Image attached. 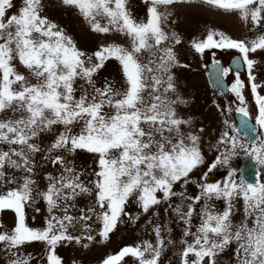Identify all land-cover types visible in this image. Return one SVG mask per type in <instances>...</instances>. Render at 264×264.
I'll use <instances>...</instances> for the list:
<instances>
[{
	"label": "snow or ice",
	"instance_id": "6c2138e0",
	"mask_svg": "<svg viewBox=\"0 0 264 264\" xmlns=\"http://www.w3.org/2000/svg\"><path fill=\"white\" fill-rule=\"evenodd\" d=\"M145 2L150 3L148 19L138 22L130 13L127 0H63L65 5L77 8L94 32L109 33L115 30L132 39L130 50L118 45L102 47L94 53L99 63L88 66L86 54L76 47L71 37L41 15L42 0H23V6L11 15L9 12L15 6L14 0H0V113L8 109L24 113L16 119L0 120V144L9 146L6 151L0 150V180L5 177L3 170L6 167L32 173L30 154L40 152L39 146L33 142L34 138L53 125H64L65 131L59 134L52 149H67L69 152L80 149L99 154L100 170L95 173L97 179L94 184L97 203L105 209L100 232L105 240L116 228L120 217L127 215L125 205L133 194H137L138 202L147 212L161 202L158 192L163 194L164 199L177 195L173 191V184L181 180L187 183L189 174L204 163L198 146L200 138L181 134L180 127L187 122L177 116L172 107L175 102L168 100L161 92L165 84L164 92L174 90L170 66L175 62V55L170 47H161L170 37L162 27L167 17L159 11V6L171 5L176 0ZM205 2L225 11L238 12L241 19L250 20L255 26L264 25V0ZM98 17L106 19L107 23L102 25ZM175 42L180 41L176 39ZM193 47L199 53L210 48L238 50L251 70L256 61L250 58V53L264 50V35L244 41L224 33L210 32L204 40L194 41ZM144 51L161 54L142 63L139 54ZM111 57L121 62L127 89L121 93L111 86L96 88L95 95L90 99L86 93L77 99L74 95L75 80L79 77L91 83L93 73ZM91 59L87 57V61ZM16 60L37 78L36 84L29 83L24 75L17 72ZM222 71L227 74L230 69ZM165 76L167 79H164ZM236 76L231 91L240 104L245 105L244 83L239 79V73ZM249 79L258 108L256 123L264 128V95L258 92L255 77L250 75ZM105 107L114 109V113L108 115L104 112ZM239 112L245 117L249 116L247 107H240ZM81 121L82 130L72 134V126ZM220 142L228 151L216 157L209 171L217 165L228 163L229 156L238 147L249 151L238 142L236 136L228 132L223 133ZM250 151L264 164V140L257 146H251ZM113 152H118V155L113 156ZM63 162V157L59 155L54 161L57 165ZM65 173L68 175L61 174L59 178L49 176L50 183L46 191L40 194L47 202L50 213L74 198L77 189L88 191L74 168H65ZM7 182L13 183L12 180ZM34 183L30 176H26L20 187L0 193V211L11 209L17 216L14 229L10 233H0V243L11 249H19L34 241L45 242L49 246L48 264H62L56 247L61 241L74 239L67 234L65 223L70 224L73 218L67 214L62 217L53 215L45 228L29 227L25 207L34 200ZM200 187L203 189L202 195L223 196L228 198L229 205L223 212H205L195 233L188 227L184 235L193 239L191 242L183 241L186 246L181 253V264H217L216 257L232 244L236 245L237 264H264V183H249L243 179L237 182L230 178L223 187L217 184ZM233 198L244 201V216L239 224H233L230 218ZM189 199L198 203L201 197ZM64 211L67 212V207ZM194 211L191 205L187 211H181L180 206L176 208L180 218L189 225ZM156 232V245L146 242L126 246L117 254L107 257L103 264H121L128 256L135 257L138 264H159L164 240L160 238V230ZM14 256L11 264H30L29 259L21 258L16 253Z\"/></svg>",
	"mask_w": 264,
	"mask_h": 264
},
{
	"label": "rangeland",
	"instance_id": "374dc122",
	"mask_svg": "<svg viewBox=\"0 0 264 264\" xmlns=\"http://www.w3.org/2000/svg\"><path fill=\"white\" fill-rule=\"evenodd\" d=\"M14 7L9 15L16 14L23 6V0H14ZM127 6L138 22H146L148 19V8L150 3L145 0H127ZM159 11L167 18L162 27L168 33L169 40L165 41L161 47H170L175 55V62L170 66V75L174 90L164 92L167 85L161 87V92L170 101H174L172 107L177 116L186 121L180 127V132L184 137L196 135L200 139L198 146L204 156V163L193 170L184 180L173 184V191L177 195L169 199H164L162 193H157L161 202L153 205L147 212H144L137 200V194H133L125 205L127 215H122L116 228L109 233L108 239L101 237L102 214L105 209L100 208L97 203V189L94 181L97 179L95 173L99 169V154L89 153L86 150H75L69 152L67 149H52V144L61 132L65 131L62 124L53 125L49 130L39 133L33 140L40 152L31 153L30 157L33 165V172L26 173L23 169L6 167L3 171L5 177L0 180V193H4L12 188L20 187L26 176H30L35 183L32 185L34 200L25 207L26 224L34 229H43L51 216L62 217L67 214L71 216L72 222L67 225V234L74 237L72 240L59 242L56 247V254L61 258L62 264H103V261L117 254L126 246L143 245L146 242L152 245L157 244V232L160 230V238L164 240V247L160 256L159 264H181V253L185 248L183 241H192V236H185L184 233L190 226L192 233L197 231L203 214L207 211L223 212L229 205L228 198L223 196L202 195L203 189L200 185L217 184L221 187L234 179L241 180L238 173L240 160L244 156L255 159L258 168L259 182L264 183V164H261L256 155L250 151L251 146L259 145L264 140V128L257 124L258 140L252 142L237 134L230 122V111L239 110L240 107H247L250 118L256 121L258 108L255 97L251 90L249 76L255 77V83L259 86L258 92L264 95V50H257L250 53V58L256 61L253 68L249 70L243 61V72L230 69L226 61L229 55L237 53L242 58V54L235 49L210 48L203 53L197 52L193 47V42H199L206 38L210 32L224 33L236 39L251 41L264 35V25L255 26L250 20L245 21L240 18L238 12H229L216 6L209 5L205 0H176L171 5H160ZM41 15L46 16L49 21L55 23L64 33L71 37L76 47L86 54V64L91 66L99 63L94 53L100 51L102 47L118 45L126 49H131L132 39L128 35L111 31L109 33L94 32L89 22L73 6L63 3V0H42ZM102 25L106 24V19L97 18ZM175 34V37H173ZM179 39V43L175 40ZM161 53L153 55L144 51L139 54L140 61L147 63L150 59H156ZM91 57V61H87ZM218 59L223 62V69H230L224 78L229 82L227 93H216L212 90L206 78V62ZM17 72L24 75L28 82L36 84L37 78L30 70L25 68L19 60L14 61ZM244 83L243 95L246 100L245 105H241L239 99L231 91V85L235 83L236 74ZM164 79H167L165 76ZM91 83L86 79L77 78L74 82V95L78 99L81 95L87 94L89 99L95 95L96 88H111L114 91L123 93L127 87V79L121 62L114 58H108L103 62V66L98 68L91 77ZM19 87V85H14ZM148 99V93L145 92ZM119 99L120 97H114ZM104 112L108 115L114 113V109L105 107ZM24 113L8 109L0 113V120L16 119ZM83 127V122L72 126V134H78ZM224 132L231 136H236L240 144L249 148H237L229 156L228 163L217 165L215 169L209 171L210 165L221 153H227L225 145L222 144L221 137ZM187 142V141H186ZM8 145L0 144V150H8ZM230 147V146H229ZM63 157V163H54L57 156ZM117 156L118 152H113ZM223 158V157H222ZM72 167L80 177L82 185L88 189L81 192L77 189V194L51 213L45 199L40 195L45 192L50 181L49 176L59 178L65 173V168ZM205 173L207 176L205 177ZM209 175H214L211 181H207ZM12 180L13 183H8ZM183 193V195H179ZM201 197L197 203L195 197ZM195 208L192 214L190 225L185 223L176 212L177 206L181 211H187L188 206ZM67 207V212L64 209ZM244 216V201L242 198L231 200V220L233 224H239ZM90 217V219H89ZM17 224V216L11 209L0 211V233L11 232ZM76 225L82 228L73 233ZM93 237V239H89ZM87 245V246H85ZM49 246L42 241H34L21 246L19 249L8 248L0 243V264H11L16 253L21 258H27L30 264H48ZM236 245L228 246L216 257L217 264H237L235 256ZM121 264H138L135 257H125Z\"/></svg>",
	"mask_w": 264,
	"mask_h": 264
},
{
	"label": "water",
	"instance_id": "95a60500",
	"mask_svg": "<svg viewBox=\"0 0 264 264\" xmlns=\"http://www.w3.org/2000/svg\"><path fill=\"white\" fill-rule=\"evenodd\" d=\"M227 66L238 72H243V61L239 54L234 53L229 55L227 61ZM224 64L222 61L215 59L206 62V78L207 82L216 93L226 94L229 88V82L224 78L223 75ZM230 122L231 126L235 132L246 139L256 142L258 140L257 135V123L254 119L250 117H245L239 110L230 111ZM245 123L247 127L245 128ZM239 129V131H238ZM238 173L241 179L249 183H256L258 179V168L255 159L250 156H244L238 166ZM214 175H209L207 181H211ZM82 227L76 225L75 229L72 230L73 233H78L79 229Z\"/></svg>",
	"mask_w": 264,
	"mask_h": 264
}]
</instances>
